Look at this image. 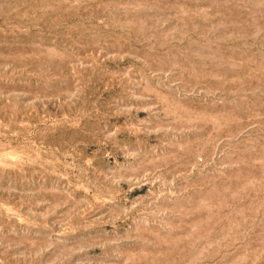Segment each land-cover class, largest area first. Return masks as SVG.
<instances>
[{
  "label": "rangeland",
  "instance_id": "374dc122",
  "mask_svg": "<svg viewBox=\"0 0 264 264\" xmlns=\"http://www.w3.org/2000/svg\"><path fill=\"white\" fill-rule=\"evenodd\" d=\"M0 264H264V0H0Z\"/></svg>",
  "mask_w": 264,
  "mask_h": 264
}]
</instances>
